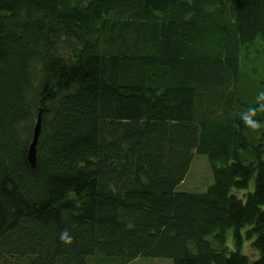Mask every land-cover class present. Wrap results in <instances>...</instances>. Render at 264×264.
<instances>
[{"label":"trees","instance_id":"obj_1","mask_svg":"<svg viewBox=\"0 0 264 264\" xmlns=\"http://www.w3.org/2000/svg\"><path fill=\"white\" fill-rule=\"evenodd\" d=\"M252 50L264 0H0V264H264ZM195 153L212 181L179 189Z\"/></svg>","mask_w":264,"mask_h":264},{"label":"rangeland","instance_id":"obj_2","mask_svg":"<svg viewBox=\"0 0 264 264\" xmlns=\"http://www.w3.org/2000/svg\"><path fill=\"white\" fill-rule=\"evenodd\" d=\"M241 68L250 74L245 78V87L248 91L253 92V96L259 95L264 92V52L250 51L247 56L241 54ZM212 181L211 168L206 154L195 153L190 163L189 169L185 174L183 181L179 184L178 188L189 190H203L207 183ZM253 187V179L250 180V188ZM241 193L240 190L236 191ZM244 229V228H243ZM242 229V230H243ZM230 235L227 239V245L233 244L232 241V228L228 229ZM244 231V230H243ZM244 233V232H243ZM242 250L248 256L254 257L257 255L255 249L250 245V240L244 236ZM92 262V261H91ZM126 264H172L171 257H157V256H137L129 260Z\"/></svg>","mask_w":264,"mask_h":264},{"label":"clouds","instance_id":"obj_3","mask_svg":"<svg viewBox=\"0 0 264 264\" xmlns=\"http://www.w3.org/2000/svg\"><path fill=\"white\" fill-rule=\"evenodd\" d=\"M257 101H264V92L259 93ZM258 110L264 111V104H261L259 109H257L256 107H251L241 115V119L245 126L251 128L253 131L264 127V124L254 119ZM59 239L62 243L66 245H71L73 243V237L67 229L61 231V233L59 234Z\"/></svg>","mask_w":264,"mask_h":264},{"label":"water","instance_id":"obj_4","mask_svg":"<svg viewBox=\"0 0 264 264\" xmlns=\"http://www.w3.org/2000/svg\"><path fill=\"white\" fill-rule=\"evenodd\" d=\"M41 112L39 111L36 117L35 125L33 128V134H32V139L29 144L28 152H27V157L30 163L34 166L36 165V143L38 140L39 132H40V126H41Z\"/></svg>","mask_w":264,"mask_h":264}]
</instances>
